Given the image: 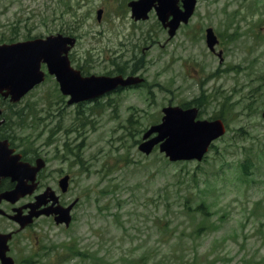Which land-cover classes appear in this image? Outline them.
I'll use <instances>...</instances> for the list:
<instances>
[{
  "label": "rangeland",
  "instance_id": "obj_1",
  "mask_svg": "<svg viewBox=\"0 0 264 264\" xmlns=\"http://www.w3.org/2000/svg\"><path fill=\"white\" fill-rule=\"evenodd\" d=\"M127 1L107 6L106 36L97 20L105 0H0L1 42L15 24L25 37L69 22L90 73L105 74L115 60L147 81L80 105L49 77L7 102L13 134L32 146L47 134L41 121L80 127L86 138L87 169L70 193L81 196L74 220L66 227L40 216L13 251H37L33 264H264V0H200L173 37L156 14L135 23ZM208 26L222 61L208 49ZM189 103L198 118L227 126L201 160L139 148L164 106Z\"/></svg>",
  "mask_w": 264,
  "mask_h": 264
},
{
  "label": "water",
  "instance_id": "obj_2",
  "mask_svg": "<svg viewBox=\"0 0 264 264\" xmlns=\"http://www.w3.org/2000/svg\"><path fill=\"white\" fill-rule=\"evenodd\" d=\"M153 1L132 2L133 16L137 19L147 18ZM157 1H159V6H157L159 18L166 27H170L171 35H174L182 20L188 21L196 2L195 0H184L185 10H181L177 7L175 0ZM101 13L99 10V18ZM170 15H173V18L169 21ZM216 42L217 36L212 28H208V45L213 47ZM68 43L73 45L74 39L50 36L46 40L35 39L12 44H0V92L7 89L5 95L10 94L12 101L20 100L23 95L44 79V72L40 68L42 61L48 64L49 72L57 76L63 92L72 96L70 103L96 97L114 89L119 84L127 85L139 81L137 77L123 79L122 76H81L80 71L70 66L68 58L70 46ZM163 111L162 122L151 126L143 138L150 137L154 132H157V135L144 140L139 146L146 153H151L154 147L159 144L160 150L165 152L173 161L181 159L201 160L213 140L222 136L226 131L222 119H196L198 109L195 107L184 109L180 106H167L163 108ZM6 154L0 151V158L3 160ZM8 165L14 178H34L35 171L30 170L26 165H17L13 160H10ZM31 189L29 188V190ZM25 192L26 187L20 183L15 189L3 193V196L14 200ZM46 194L44 193V196ZM42 203L40 199L37 205ZM42 212L39 211L36 214L39 215ZM68 212L69 208H66L58 220L67 219ZM15 217L21 226L25 225V216L17 214ZM9 236L10 234H0V256L4 264H13V260L6 255Z\"/></svg>",
  "mask_w": 264,
  "mask_h": 264
},
{
  "label": "flooded vegetation",
  "instance_id": "obj_3",
  "mask_svg": "<svg viewBox=\"0 0 264 264\" xmlns=\"http://www.w3.org/2000/svg\"><path fill=\"white\" fill-rule=\"evenodd\" d=\"M126 1V0H124ZM133 0H128L126 2V5L130 7V2ZM118 2V0H105L103 5L99 8L103 10L102 17L99 22L103 24V33L107 36V29L109 28L108 22L104 23V20H107L106 17V9L108 5H112L113 3ZM178 5L180 7H183V0H177ZM200 0H198V3ZM153 6L151 11L149 12V17L147 19H140L136 20L133 17V21L135 22H143V21H148L152 15L156 14V8L155 4H157V1L154 0ZM131 10V7H130ZM85 15V14H84ZM78 17V21L81 18H85V16ZM132 16V14H131ZM77 18H75L73 21L76 22ZM54 21H58L57 18H54ZM72 21V22H73ZM71 22V23H72ZM135 22V23H136ZM189 23V22H188ZM61 22H56L53 23L55 28H50L49 32L45 34H28L27 36L23 37L24 35L21 36V33L18 31H14L16 27H22L17 24L14 25V27H10L9 31L14 32L13 35L8 36L6 38L7 40L3 39V42H15V41H20V40H29L33 38H47L51 35H60L62 34L63 36H68V37H75L77 39L75 45L70 49L69 52V59L71 62V65L74 68H77L81 71L82 75H90V70H89V58H82L79 57L81 54L78 53L76 50V46L79 42V39L82 36L80 31L76 29V26L74 24H70L69 22H65L63 25ZM182 24H187V23H181L180 26L178 27L175 35L178 33V31L181 29ZM210 27V26H208ZM207 27V28H208ZM12 28V29H11ZM206 28V29H207ZM150 28H147V31L142 30L140 35L147 37L150 34ZM168 31V29H167ZM215 31V30H214ZM28 33V32H27ZM26 33V34H27ZM31 33V31H30ZM215 33H217L215 31ZM16 34V36H14ZM174 35V36H175ZM218 36V42L214 45L213 49L209 48V51L213 55H217L221 58V61L223 60V53L224 49L221 48V39ZM20 37L21 39H19ZM173 37V36H172ZM203 39V37H202ZM206 40V38H205ZM1 42V41H0ZM146 49L150 48V45L145 47ZM112 49V47H111ZM222 56V57H221ZM113 60V69L108 70L105 72V76L109 77H118L122 76L124 78L131 77V76H138L141 81L137 84L129 85L127 87H122L121 85L117 86L115 89H113L111 92L108 94H105L99 98L93 99V100H84V101H79L78 104H83L85 102H95L98 101L100 98L105 97L106 95L108 96L109 94L112 93H118L122 92L124 90L138 87V86H143L147 84L146 78L143 76V72L135 69H126L123 66H119V63L117 61ZM42 69L47 70V65L46 63H42L41 65ZM53 78L55 80V83L57 86H59L56 78L54 75H46L45 80L48 78ZM6 92H0V151L5 152L9 151V155L2 158H0V209L3 211H0V233H11L10 239H9V250L7 252V255L11 256L14 260V264H33L35 263L33 260L35 259L34 256H32L34 253L37 251L31 252L28 256H22V253L19 250H14L13 251V246L18 247L20 245V241L22 240V237H28L26 236V231L33 228L35 223L37 222L38 219L41 217L34 218V221L24 228H20V225L18 222L13 218L12 215L16 214L18 212V209H20V212H22L23 215H27L30 213L32 210V203L36 201V197L43 193L45 189L48 187H51V189L54 191L53 195L57 196V201L54 207L57 206H63L67 207L69 205H73L71 214H72V219L74 220V213L76 211V208L80 205V198L81 196L77 195L75 197H71L72 194L71 191L74 188L75 180H76V175L81 174L82 172H85L87 167H86V162H85V157L83 156L81 158L82 150L86 146L85 145V133L82 131L80 127L77 129H73L72 127L68 128L64 126V122L61 121H55L54 122V128H49L48 125L44 124L43 121H41V125H44V127L41 129V137L43 134L45 135V132L47 133L46 136L40 141L39 144L32 146V143H27L24 142L23 138L17 137L15 134H13L12 131V126H13V120L12 118L8 115L7 113V108L6 104L7 102L12 105L11 98L10 96L4 95ZM194 104V103H191ZM190 104V105H191ZM189 105V104H188ZM187 104L182 106L184 108L186 107H191L190 105L188 106ZM193 106V105H192ZM66 119V118H62ZM74 120V118H71ZM76 137L82 138L79 143H76L79 138L75 140ZM14 155H19L18 158V163L21 161H27L31 165L29 167L36 166L38 165V162L40 158L43 159L44 162V167L39 169L35 176V189L32 193L25 194L18 198L16 201H10L2 197V193L8 190L13 189L17 181L13 180L11 177L10 169H8L9 165V159L12 160V156ZM84 170V171H83ZM66 177V190L61 183ZM28 183H31L30 180H27ZM49 192H51L49 190ZM70 194V195H69ZM69 195V196H68ZM53 197L48 196V203L42 205L39 209L42 208H49L51 207V204L53 202ZM48 217V216H47ZM50 218L54 219L53 216H49ZM3 224H6L3 225ZM9 226H12L10 230H7ZM32 235V234H30ZM37 241V236L34 239V242ZM32 248H33V243H32ZM33 249H31L32 251ZM0 264L2 263V260L0 258Z\"/></svg>",
  "mask_w": 264,
  "mask_h": 264
}]
</instances>
